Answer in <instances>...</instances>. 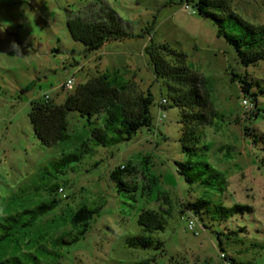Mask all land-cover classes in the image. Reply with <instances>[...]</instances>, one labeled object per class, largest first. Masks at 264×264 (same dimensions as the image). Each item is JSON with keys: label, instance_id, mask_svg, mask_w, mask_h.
<instances>
[{"label": "rangeland", "instance_id": "1", "mask_svg": "<svg viewBox=\"0 0 264 264\" xmlns=\"http://www.w3.org/2000/svg\"><path fill=\"white\" fill-rule=\"evenodd\" d=\"M195 1L0 0V223L42 203H58L35 228L0 244V260L31 254L41 264H225L221 257L225 252L237 264H264V97L254 87L259 116L255 110L246 113L240 83L246 77L253 84L263 81L264 62L244 67L235 49L218 37L214 22L197 14ZM102 6L117 12L132 37L87 53L72 38L68 21L76 16L95 20ZM233 9L245 20L264 25V0H233ZM153 44L184 54L186 66L204 79L217 116L212 126L201 129V145L207 150L196 156L183 151L182 111L173 105L166 82L155 75L146 53ZM105 73L118 83L135 81L140 90H150L152 126L139 130L130 141L104 148L88 141L98 125L71 112L69 138L44 147L30 121L31 102L48 96L61 105L69 80L74 81L69 91L73 92ZM163 100L168 101L166 107L161 106ZM86 142L92 150L58 173L54 163L87 150ZM188 162L214 186L189 183L179 167ZM128 165L137 169L129 179L138 185L135 192L120 190L111 179L114 169ZM220 178L226 186L218 184ZM54 184L65 196L51 192ZM202 199L212 206L248 205L253 212L223 223L186 209V204ZM82 206L99 208L88 233L71 246L54 248L58 236L79 232L81 228L74 231L70 220ZM168 208L165 229L144 233L140 214ZM189 219L195 221L194 232ZM242 226L247 233L232 234ZM141 235L152 237L155 244L148 248L129 244ZM43 251L59 256H41Z\"/></svg>", "mask_w": 264, "mask_h": 264}, {"label": "trees", "instance_id": "2", "mask_svg": "<svg viewBox=\"0 0 264 264\" xmlns=\"http://www.w3.org/2000/svg\"><path fill=\"white\" fill-rule=\"evenodd\" d=\"M195 6L201 18L214 22L218 37L224 38L235 49L244 67L249 68L264 62V25H255L240 16L233 9V0H196ZM99 12L95 20L76 16L68 21V29L72 38L82 43L87 53L99 51L109 42H122L132 37L123 29L115 10L102 6ZM146 53L155 68L157 79H163L166 82L173 105L182 111L183 135L180 141L183 151L193 157L198 155L199 151L207 150V146L201 145L200 132L204 127L212 126L217 115L212 108L204 79L186 66L184 54L177 53L166 45L153 44L146 48ZM169 58H174L175 62L172 63ZM232 75L234 79L238 77L235 74ZM240 83L245 97H249L248 99L254 104L253 113L255 110L254 114L258 115V96L251 91L257 87L264 97V80L253 84L246 77L240 78ZM153 103L154 98L150 90H140L135 81L118 83L116 79H111L105 73L78 85L73 92H68L65 102L61 105L46 98L32 101L29 116L34 133L44 147H53L69 138L68 115L71 112H78L88 120L89 124L98 125L92 128L88 141L94 143L95 146L109 148L132 140L139 130L152 126L153 118L150 108ZM86 145L87 150L64 155L56 161L54 167L57 172L63 173V170H69L73 163L82 161L84 154L92 150L88 142L83 144V146ZM179 167L180 173L189 183L197 180L201 181V184L214 186V182H211L209 178L202 179V172H194L193 163L179 164ZM205 167L215 171L208 163H205ZM136 174L137 169L134 165L119 166L112 171L111 179L118 184L120 190L135 192L138 185L130 182L129 179ZM218 184L226 186L227 181L220 178ZM50 190L59 192L60 186L54 184ZM165 202L169 204L167 198ZM57 206V201L52 200L34 209L6 217L4 223H0V244L5 245L17 235L35 228L40 219ZM185 206L195 215L203 214L213 219L218 217L223 223L253 212V208L248 205L235 204L227 207L219 204L212 206L211 201L206 199L188 203ZM161 212L145 210L140 214L139 225L144 233L154 234L165 229L164 215H170L171 210L168 208ZM98 213L99 208L80 207L70 220L74 231L81 228L79 232L74 234L73 231H69L58 236L53 240L52 246L61 248L79 242L88 233L90 224ZM239 229V231H232V234L247 233L246 226ZM129 244L148 248L152 247L155 241L152 237L141 235L130 240ZM156 246L160 247L161 243H157ZM40 254L41 256H47V254L59 256L58 252L53 251H43ZM230 260L233 264H237L235 260L231 258ZM0 264H41V262L38 256L25 254L2 259ZM239 264L255 263L241 262Z\"/></svg>", "mask_w": 264, "mask_h": 264}, {"label": "built area", "instance_id": "3", "mask_svg": "<svg viewBox=\"0 0 264 264\" xmlns=\"http://www.w3.org/2000/svg\"><path fill=\"white\" fill-rule=\"evenodd\" d=\"M73 86H74V81L73 80H69L67 82V84L65 85V87L68 90H71L73 88ZM45 98L47 100L50 99L48 96L45 97ZM167 105H168V101L167 100H163L162 103H161V106L162 107H166ZM243 106L245 108V112L248 113V114L250 112H252L253 109H254V104L248 98H244ZM165 117H166V115H164L162 118L164 119ZM59 193L64 195V190L62 188H60ZM189 230L192 231V232L195 231V221L193 219H189ZM221 257L225 261V264H233L232 261L230 260L229 256L225 252L222 253Z\"/></svg>", "mask_w": 264, "mask_h": 264}, {"label": "crops", "instance_id": "4", "mask_svg": "<svg viewBox=\"0 0 264 264\" xmlns=\"http://www.w3.org/2000/svg\"><path fill=\"white\" fill-rule=\"evenodd\" d=\"M102 49V48H101ZM100 49V50H101ZM64 90H65V93H67L68 94V92L70 91V90H68L66 87H64Z\"/></svg>", "mask_w": 264, "mask_h": 264}]
</instances>
